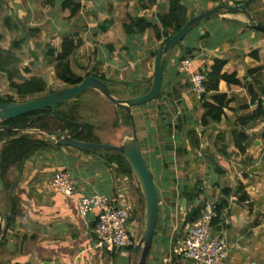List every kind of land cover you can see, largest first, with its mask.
<instances>
[{"label":"crops","instance_id":"1","mask_svg":"<svg viewBox=\"0 0 264 264\" xmlns=\"http://www.w3.org/2000/svg\"><path fill=\"white\" fill-rule=\"evenodd\" d=\"M63 1L53 0V11L43 24L52 25L53 30L61 27L58 32L62 38L86 42L88 52L81 60L82 68L89 62L87 73L106 77L105 82L111 83L112 89L123 88L124 96L119 99L149 92L154 83V53L159 51L162 42L156 40L153 30L145 35L128 36L124 25L129 24L131 18L159 24V15L169 11L172 0H75L83 8L71 22L63 21L60 16ZM181 1L194 16L221 5H247L249 13L264 23V0ZM27 2L30 6V0ZM24 3L25 0H0V11L9 12L7 19L24 22L23 16L29 11ZM56 18L57 28L52 24ZM185 59L192 60L191 73L180 69ZM218 59L226 62L222 75L235 74L241 86L233 89L220 81L218 92H211L202 100L193 91L192 74H205ZM163 62L161 96L133 109L136 137L159 202L157 228L160 229L154 237L157 235L158 240L155 244L153 241L147 264H195L177 256L176 250L191 225L189 215L206 202L219 205L225 202V208L228 207L229 226L225 227L222 221L223 210L221 221L229 246V263L264 264V31L255 29L254 23L242 12L223 11L193 29ZM71 67L80 77L87 74L75 69L72 63ZM51 69L55 76L54 68ZM19 70L24 78H44L49 83L50 76H46L44 70L39 73L26 64ZM6 79L11 89L7 75ZM132 82L139 84L136 94L125 90ZM114 94L118 97L116 92ZM6 95L13 96L15 102L29 100L14 91L1 96ZM219 96H225L222 104L216 100ZM206 104L223 109L219 121L208 117L207 125L203 124ZM122 131L124 136L119 133L118 140L132 136V130L123 128ZM242 134L247 137L243 143L245 152L237 146ZM47 152L32 155L21 176V169L15 167L8 173V181L14 183L9 195L19 204L16 221L5 244L10 254L8 262L129 264V251L118 252L116 256L115 252L96 248L93 231L97 214L84 219L79 213L82 197L114 198L121 193L130 196L129 179L116 175L114 169L97 156L64 147L53 152L60 156L61 163L47 182L34 166L36 161L32 162ZM57 171H69L74 176L78 187L74 197H65L51 188V179ZM123 180L129 188L122 184ZM196 188H200V196L192 199ZM228 189L232 190L230 196L223 192ZM244 193L247 200H242ZM5 195L0 194V208ZM130 230L133 231L132 223Z\"/></svg>","mask_w":264,"mask_h":264},{"label":"trees","instance_id":"2","mask_svg":"<svg viewBox=\"0 0 264 264\" xmlns=\"http://www.w3.org/2000/svg\"><path fill=\"white\" fill-rule=\"evenodd\" d=\"M43 1L45 7L44 10L46 12L51 11L54 7L53 0ZM82 8V5L77 3L75 0H64L61 3L60 16L63 21L71 22L79 16ZM193 16L194 15L190 13L189 9L182 4L181 0H172L169 11L159 15V24L153 25L143 18H131V22L124 25V29L128 36L145 35L149 30H153L156 40L158 42H162L163 45L169 39H171L173 35L180 32L187 22L193 18ZM12 20L14 19L9 18L5 20V25L10 30H19L21 28H25V23L23 21L20 20V24L18 25L17 23L13 24ZM39 33V29H30L27 36H24L19 40H13L9 50H3L0 48V72L7 75L9 87L16 93V95L29 100L45 97L53 93L49 90V83L46 79L37 77L24 78L21 76L19 70L20 65L24 62L22 56L24 54L23 46L26 45L29 40L36 38ZM181 43H179L177 46H179ZM45 48L46 65L53 66L55 77L64 83L67 88L78 86L84 81V79L92 76V73H87L85 77H80L73 72L71 67L72 59L78 62V64L81 66V60L87 56L88 50L85 41L81 40L76 43L71 37H54L48 41ZM158 53L159 51L154 53L155 57ZM34 56L36 55L34 54ZM225 66L226 62L224 60L218 59L215 61L212 69L205 73L206 93L203 95L202 100L205 99L207 94L211 92H218L220 81H225L233 89L239 88L241 86V82L237 79L235 74L222 75V71ZM258 71L261 72L262 69H258ZM98 78L106 81V77ZM160 96L161 93L157 99ZM82 100V97L79 96L75 100L63 104L66 106V108L72 109V111H70L73 113L72 116L63 115L61 112V106L63 105L59 106V114L61 117L68 119L71 122H80L84 125V129L81 133H79L80 127L51 117V110L49 109L37 113L23 115L5 123H0V127H10L12 129L24 130L35 129L51 136H55L60 133H71L74 135L77 134V139L80 141L88 143H101L100 139L96 135L94 125L84 121L81 114L77 112L80 109L78 107H80L82 104ZM216 100L222 104V101L225 100V96H219V98H216ZM13 102H15L13 96H0V104ZM205 108L207 109V114L203 118L204 125H207L208 117H213L215 121H219L224 114L223 109L214 107L213 105L206 104ZM115 120L116 125L119 124L120 120V123H123L125 126L131 128V120L125 109L116 110ZM246 141L247 137L245 135L242 134L238 137L237 146L241 152H245L246 150L243 147V143ZM0 144V177L4 183V191H0V194H6L2 200L3 206L1 207V210L5 216L9 215L8 229L10 230L16 221V217L19 212V204L13 195H9V191L12 189L14 183H10L8 181V173L14 167L16 169H21L23 162V166L25 167L26 162L34 154H39L42 151H51L53 153L64 147L54 145L51 140L41 138V135L32 134L25 136L23 134L20 135L9 133L7 131H0ZM84 153L97 156L98 159L103 160L107 167L114 169L116 175L127 177L129 181H131V179L135 180L137 184L135 185L136 187L133 186V188H137L138 192L142 194L140 185L131 169V166L123 155L114 151ZM113 166H116V169ZM133 188L131 186L132 190ZM196 189L197 190H195L191 195L193 197L192 199L199 198L200 196V188ZM239 191L242 192L243 187H241ZM223 192L226 196H230L232 190H223ZM242 195V200L248 199V196L245 193ZM141 196L143 198V195ZM225 206V202H222V204L218 206V219L215 220L214 224L217 225L221 221L222 210L225 208ZM202 208V206H198V208L193 210L189 215L188 220L191 223L198 219V217L201 215ZM134 213L135 211L132 214V218L134 217ZM3 240L1 241L0 246L3 243ZM133 249L134 247L130 248L128 251L132 252Z\"/></svg>","mask_w":264,"mask_h":264},{"label":"water","instance_id":"3","mask_svg":"<svg viewBox=\"0 0 264 264\" xmlns=\"http://www.w3.org/2000/svg\"><path fill=\"white\" fill-rule=\"evenodd\" d=\"M223 11L230 13L242 12L246 14L247 17L254 23L255 29L264 31V23L256 20L249 13L247 5H221L200 15L194 16L187 22V24L183 27L180 32L173 35L171 39H169L160 47L159 53L157 54L155 59L154 83L149 92L144 95L132 97L130 99H119L111 90V83H107L96 76H89L84 79V81L78 86L55 91L52 94L39 99H33L24 102L0 104V123H5L23 115L37 113L49 109L51 110V117L57 118L62 122L80 127L79 133L83 131L84 125L80 122H71L70 120L61 117L59 114L60 105L75 100L77 97L85 94L86 92L95 91L98 92L102 97H104L116 108L126 110L131 120L132 136L125 137L120 146L106 143L83 142L77 139V134L74 135L71 133H60L55 136H51L45 133V135L47 140H51L52 143L56 146L77 149L79 151L87 153L114 151L123 155L128 161L141 187L146 208L144 233L139 243L134 247L133 251L131 252L129 264H132V258L139 250H141V255L138 264H147L159 220V202L156 187L153 177L142 154L138 139L136 137V123L133 114V109L156 100L157 97L160 95L163 86L164 57L168 55L179 43H181L199 24L207 21L215 15L221 14ZM0 131H7L9 133L20 135L23 134L25 136L44 133L40 130L35 129L24 130L12 129L10 127H0ZM23 165L24 162L21 166L20 176L22 175V171L24 168ZM0 191H4V183L1 177ZM8 221L9 215L5 216L0 208V243L5 237L6 232L8 230ZM43 264L50 263L44 262Z\"/></svg>","mask_w":264,"mask_h":264},{"label":"rangeland","instance_id":"4","mask_svg":"<svg viewBox=\"0 0 264 264\" xmlns=\"http://www.w3.org/2000/svg\"><path fill=\"white\" fill-rule=\"evenodd\" d=\"M30 6H28L27 0H25V6H28L29 11L26 13V16L24 15V22L25 28H21L19 30H10L6 25H5V20L9 17V12L0 11V48L7 50L11 47L12 41L16 39H22V37L27 36L29 34L30 29H39L40 33L36 38L33 40H29V42L23 46V63L20 65L21 68L24 67V65H31V68L33 71H39L41 73L43 70L46 73V76H50L49 80V90L52 92L59 91L62 89H66L67 86L59 81L53 74H52V69L53 66H47L46 65V58H45V50H46V44L51 38L54 37H59L62 38V35H59L58 25H56L57 18L54 19L55 22L52 23L54 24V27L57 29H52V25L50 24H43L46 21V16L48 14H51L53 9L49 12H46L44 9V1L43 0H30ZM216 16V15H215ZM213 16V17H215ZM13 24L17 23L18 25L20 24L17 22V20H12ZM16 24V25H17ZM129 48V47H128ZM33 54L36 55V58L33 56ZM72 66H74L75 69L83 70V74L85 75L87 73V69L90 67L89 62H85V66L83 67V63L81 62V66L78 64V62L74 61L72 59ZM19 67V68H20ZM51 67V68H50ZM40 68V69H39ZM51 69V71L49 70ZM43 71V73H44ZM95 74V73H94ZM138 82L127 85L125 90H128L129 92H133L134 94L138 93L136 90L138 88ZM121 90L117 88L111 87V90L116 92L118 98H121L124 96V93L122 92L123 88H120ZM124 90V92H125ZM13 90L8 89L7 87V79L6 75L3 73H0V96L4 94H9L12 93ZM8 96V95H6ZM5 96V97H6ZM82 97V104L80 105V108L77 112H79L83 118L84 121L89 122L94 125L95 127V132L99 136V139L101 143H110L112 145H118L120 146L122 141L119 139V133H121L124 136V131L123 128H127L129 131L132 130V125L131 128L125 126V124L120 123L116 125V107L112 105L110 102H108L104 97H102L100 94H97L95 92H86L85 94L81 95ZM14 98V97H13ZM42 98V97H41ZM15 99V98H14ZM20 101L22 100L21 98H18ZM39 99V98H36ZM72 109L66 108L65 105L61 106V112L63 115L66 116H72L73 113H71ZM74 111V110H73ZM123 120V118H122ZM121 135V136H122ZM120 136V137H121ZM45 139L46 136L43 135L41 136ZM66 151H69L66 149ZM49 152V153H48ZM47 153L43 154V157H36L33 159L32 162L34 163V166L38 167L40 169V175L45 176V180L47 178V182L50 180V176L53 174L54 170L57 168V164L61 163V158L59 155L52 153L51 151H48ZM103 152V151H102ZM73 153V151H71ZM41 155V154H40ZM42 156V155H41ZM32 157V156H31ZM31 166V165H30ZM25 169V168H24ZM46 170H48L46 172ZM18 173V171H15ZM14 172V173H15ZM14 180L15 178L12 177ZM130 183V198L134 201L135 203V208H134V217L131 220V223L133 224V231L135 235V243L136 245L139 243L141 240L144 229H145V200L144 197L142 198L141 195L137 190V188H133L137 184V182L133 179L129 181ZM122 184H125V186H128L127 182L122 181ZM131 186L133 190L131 189ZM136 187V186H135ZM129 188V186H128ZM141 188V187H140ZM142 192V191H141ZM18 223V222H17ZM22 223V222H21ZM20 225V224H19ZM13 227V226H12ZM160 227L158 226L157 228V235ZM12 228L7 230L6 235L4 237L3 243L0 246V264H10L8 262L9 259V253L5 249L6 243H7V238L11 234ZM156 235V238L154 239V244L158 240V237ZM135 245V246H136ZM128 251V250H126ZM124 252V251H122ZM128 257L131 255V252H127ZM114 254L119 255L118 252H115ZM141 255V250H139L134 257L132 258L131 263L132 264H138L139 259ZM130 263V262H128Z\"/></svg>","mask_w":264,"mask_h":264},{"label":"built area","instance_id":"5","mask_svg":"<svg viewBox=\"0 0 264 264\" xmlns=\"http://www.w3.org/2000/svg\"><path fill=\"white\" fill-rule=\"evenodd\" d=\"M191 68V59H185L180 64L183 72L191 73ZM205 81V74H192L193 91L200 99L206 93ZM51 188L65 197H74L78 193L75 178L69 171L55 172ZM218 206L216 202L204 203L201 215L191 223L185 239L176 250L177 256L195 264H230L228 241L222 230V221L225 227L230 223L226 217L228 207L223 209V220L216 225ZM134 208L135 203L127 193L114 198L89 195L79 200L81 217L88 219L97 214L93 231L96 248L109 253L135 247V235L130 230Z\"/></svg>","mask_w":264,"mask_h":264}]
</instances>
